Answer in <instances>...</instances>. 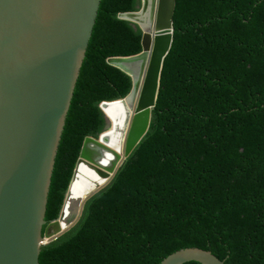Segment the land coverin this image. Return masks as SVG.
<instances>
[{
  "label": "trees",
  "instance_id": "trees-1",
  "mask_svg": "<svg viewBox=\"0 0 264 264\" xmlns=\"http://www.w3.org/2000/svg\"><path fill=\"white\" fill-rule=\"evenodd\" d=\"M139 5L101 2L56 159L48 223L60 216L85 139L106 130L100 104L132 89L108 59L142 52V31L119 18ZM191 247L225 264H264V0H176L149 131L39 260L159 264Z\"/></svg>",
  "mask_w": 264,
  "mask_h": 264
},
{
  "label": "water",
  "instance_id": "water-1",
  "mask_svg": "<svg viewBox=\"0 0 264 264\" xmlns=\"http://www.w3.org/2000/svg\"><path fill=\"white\" fill-rule=\"evenodd\" d=\"M101 2L0 0V264H40L42 247L81 220L88 200L112 183L149 131L173 42L176 0H140L136 11L119 14L143 33L141 53L108 59L131 77L132 89L125 98L100 104L106 130L85 139L60 216L47 222L56 159ZM106 107L121 111L110 118ZM116 138L125 141L122 148ZM95 175L105 184L95 183ZM77 185L89 191L80 201ZM54 225L59 228L50 232ZM192 261L225 264L197 247L159 264Z\"/></svg>",
  "mask_w": 264,
  "mask_h": 264
},
{
  "label": "bare ground",
  "instance_id": "bare-ground-1",
  "mask_svg": "<svg viewBox=\"0 0 264 264\" xmlns=\"http://www.w3.org/2000/svg\"><path fill=\"white\" fill-rule=\"evenodd\" d=\"M164 31V28H162L161 30H159V32L160 33H158V35H157V45L159 44L160 45V48L158 49V50H156V51H161V53H162V46L164 45V43H161V42H159L160 40H163V37H162V35L161 34H163V33H161V32H163ZM150 38H151V42L153 41V38H152V36H150ZM147 39V43H149V37H147L146 38ZM160 54V52H158L157 53V55H159ZM157 58V57H156ZM126 109H124V111H125ZM119 111H121V108L119 109ZM119 111H117V112H115V111H113V109H108L107 107L105 108V112L108 114V116L110 117V118H112V117H115L116 116V114L119 112ZM110 130V128L109 129H107V131H109ZM106 131V132H107ZM106 136H108V137H114L113 136V134H109V135H106ZM115 142H116V147L117 148H122L123 147V145H124V143H125V141L122 139V138H116L115 139ZM93 180H94V182L95 183H97L98 185H103V184H105V182L104 181H102V180H100L96 175L93 177ZM89 193V191L84 187V186H82V185H77L76 186V197L78 198V201H80L82 198H84L87 194ZM58 229L59 228V226L58 225H54L49 231L50 232H54L55 231V229Z\"/></svg>",
  "mask_w": 264,
  "mask_h": 264
},
{
  "label": "clouds",
  "instance_id": "clouds-1",
  "mask_svg": "<svg viewBox=\"0 0 264 264\" xmlns=\"http://www.w3.org/2000/svg\"><path fill=\"white\" fill-rule=\"evenodd\" d=\"M198 248V247H197ZM201 249V248H200Z\"/></svg>",
  "mask_w": 264,
  "mask_h": 264
}]
</instances>
